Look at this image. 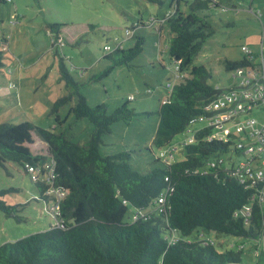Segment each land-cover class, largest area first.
Instances as JSON below:
<instances>
[{"label": "trees", "instance_id": "obj_1", "mask_svg": "<svg viewBox=\"0 0 264 264\" xmlns=\"http://www.w3.org/2000/svg\"><path fill=\"white\" fill-rule=\"evenodd\" d=\"M234 1L232 7L236 8L242 0ZM221 2L192 0L189 11L183 12L180 0H173L174 9L165 17L173 34L166 50L183 76L156 111L158 123L152 144L161 150L170 148L166 145L173 136L204 115L203 106L223 90L209 84L211 74L204 66L193 65L203 42L214 33L205 10L223 7ZM249 9L260 17L259 10ZM56 39L58 36L52 35L53 44ZM143 43V37H137L134 46H117L104 55L111 61L104 75L115 66L130 63L143 50ZM249 63L245 54L240 59L225 60V68L234 73ZM59 75L75 86L62 57ZM95 79L93 76L90 80ZM74 92L77 101L69 113L76 119L87 118L93 125L89 140L82 144L73 142L65 131L46 129L30 121L0 122V165L17 163L27 173V163L43 167L53 161V184L67 190L59 202V224L1 243L0 264L241 263L245 245L221 251L215 240L224 235L251 240L261 236L264 210L258 196L264 181L249 186L226 166L209 165L228 152L232 143L209 140V126L192 129L195 141L180 143L183 159L168 162L158 158L147 172H139L130 163V151L111 155L100 151L103 136L111 133L115 122L136 116L133 109L124 102L108 112L105 103L91 106L84 95ZM69 97L55 101L53 111ZM56 120L63 122L59 116ZM33 135L41 142L38 148L33 145ZM34 183L40 190L39 199L47 201L43 193L48 185ZM5 192L0 190V211L21 221L16 206L3 199ZM160 195L164 202L159 204ZM245 206L250 208L248 215L243 212ZM138 209H149V216L134 219ZM128 212L130 221L125 219Z\"/></svg>", "mask_w": 264, "mask_h": 264}, {"label": "rangeland", "instance_id": "obj_2", "mask_svg": "<svg viewBox=\"0 0 264 264\" xmlns=\"http://www.w3.org/2000/svg\"><path fill=\"white\" fill-rule=\"evenodd\" d=\"M191 1L180 0V10L188 12ZM234 2L222 0L223 7L205 10L214 33L206 38L193 60V65H202L210 72L208 82L214 87H230L242 79L243 74L237 72L234 76L225 68V60L240 59L246 54L242 45L249 47L255 62H259V55L264 52V0H242L236 8L232 7ZM174 6L173 0L0 1V122L30 121L46 129L65 131L73 142L82 144L89 140L93 125L87 118L76 119L69 113L77 101L75 90L91 106L105 103L108 112L127 102L137 115L128 121L115 122L111 133L103 136L100 151L111 155L128 150L133 168L147 172L154 160L165 159L152 139L158 123L156 111L169 92L165 86L178 74L176 63L166 50L173 34L165 17ZM249 6L259 10L261 16L251 12ZM131 30L133 34L126 36ZM52 35L58 36L54 44ZM137 37L144 39L141 53L130 63L115 66L104 75L111 65L104 55L112 52L119 42L124 49L134 46ZM105 45H110L111 51L104 50ZM60 57L75 86L59 75ZM93 76L96 79L90 80ZM63 97L69 99L54 112V102ZM56 116L63 122L59 123ZM248 117L264 118L263 107L239 118ZM207 124L205 120H197L173 136L166 147L176 148V160L184 158L180 143L192 135V129ZM238 136L245 139L243 134ZM33 138V145L38 148L41 142L36 135ZM221 157L228 165L245 159L232 146ZM0 190H6L3 199L16 206L17 214L23 218L17 221L0 211V244L56 224L43 210L45 203L39 199L40 190L22 165L13 162L0 165ZM130 215L128 212L125 219L130 221ZM215 241L221 251L236 249L237 244L243 243L244 263L257 262L251 248L255 240L224 235Z\"/></svg>", "mask_w": 264, "mask_h": 264}, {"label": "built area", "instance_id": "obj_3", "mask_svg": "<svg viewBox=\"0 0 264 264\" xmlns=\"http://www.w3.org/2000/svg\"><path fill=\"white\" fill-rule=\"evenodd\" d=\"M133 32L127 31L126 36H131ZM117 46H122V43H117ZM104 50L111 51V46L105 45ZM241 50L249 56L250 63L244 68L235 70L233 75L236 76L235 74L239 72L243 74L242 79L229 88H223L215 99L205 104L203 106L205 113L198 117V120L208 122L206 126L211 128V132L207 136L209 140L218 139L223 142H231L234 152L238 151L245 155L244 160L231 162L230 165L226 164L224 159L219 156L212 159L209 165L215 167L222 164L231 169L240 182L252 186L257 181H264V118L248 117L241 119L239 117L256 109H261V107H263L264 112V52L262 51L259 55V62H255V55L250 52L247 45H242ZM177 73L175 80L166 86L169 92L178 83L177 80H180L183 76L178 71ZM166 99L167 96L163 98V101ZM238 134H243L245 139L240 138ZM235 138L238 139L235 140ZM194 141L192 133V135L186 136L182 144L193 143ZM161 155L168 162L174 159L172 148H163ZM43 167L29 163L25 164V169L31 180L48 185L43 193L48 198L47 201H44L43 210L56 220V224H59V202L65 196L67 190L53 184L55 178V163L53 161L50 164H44ZM263 198L264 188L260 190L258 200L262 202ZM163 202L164 196L160 195L158 203ZM249 211V206L243 208L246 215L249 214ZM149 214V209H138L134 213V219H146ZM172 240V242L175 241L174 238Z\"/></svg>", "mask_w": 264, "mask_h": 264}, {"label": "crops", "instance_id": "obj_4", "mask_svg": "<svg viewBox=\"0 0 264 264\" xmlns=\"http://www.w3.org/2000/svg\"><path fill=\"white\" fill-rule=\"evenodd\" d=\"M259 15L261 16V13ZM175 150H176V148H173V152ZM261 203H262V208L264 210V207H263L264 198H263V201ZM237 245L242 246L244 244L241 243V244H237ZM252 246H253V249H252L253 255L257 258V262H255V264H264V230H263L261 236L258 239H255V243H252ZM260 261H262V262L260 263ZM241 264H249V263H247V262L244 263V261L242 259Z\"/></svg>", "mask_w": 264, "mask_h": 264}, {"label": "water", "instance_id": "obj_5", "mask_svg": "<svg viewBox=\"0 0 264 264\" xmlns=\"http://www.w3.org/2000/svg\"><path fill=\"white\" fill-rule=\"evenodd\" d=\"M237 264H241V263H237Z\"/></svg>", "mask_w": 264, "mask_h": 264}]
</instances>
